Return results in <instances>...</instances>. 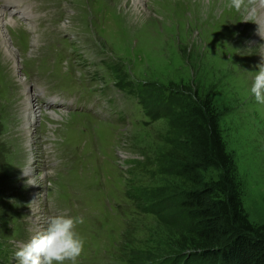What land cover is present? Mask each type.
Returning a JSON list of instances; mask_svg holds the SVG:
<instances>
[{
	"label": "rangeland",
	"instance_id": "1",
	"mask_svg": "<svg viewBox=\"0 0 264 264\" xmlns=\"http://www.w3.org/2000/svg\"><path fill=\"white\" fill-rule=\"evenodd\" d=\"M0 8L27 14L10 16L13 53L0 35V264H18L16 251L57 215L84 220L75 264H219L217 254L175 253L167 238L183 186L164 114L180 92L212 99L243 208L264 225V104L250 92L264 65L263 0L240 9L232 0H0ZM26 88L40 114L31 131Z\"/></svg>",
	"mask_w": 264,
	"mask_h": 264
},
{
	"label": "trees",
	"instance_id": "2",
	"mask_svg": "<svg viewBox=\"0 0 264 264\" xmlns=\"http://www.w3.org/2000/svg\"><path fill=\"white\" fill-rule=\"evenodd\" d=\"M185 96L178 93L170 102L174 109L164 114L176 131L167 151L183 186L168 212L173 233L167 238L176 247L171 250L217 254L219 264H264V225L252 222L243 208L241 182L212 99ZM208 169L218 170V177L206 178Z\"/></svg>",
	"mask_w": 264,
	"mask_h": 264
},
{
	"label": "clouds",
	"instance_id": "3",
	"mask_svg": "<svg viewBox=\"0 0 264 264\" xmlns=\"http://www.w3.org/2000/svg\"><path fill=\"white\" fill-rule=\"evenodd\" d=\"M244 0H232V5L240 9ZM254 76L250 89L255 101L264 104V65ZM84 222L82 217L66 215L53 216L46 230L37 232L15 253L18 264H75L84 247L83 237L75 230Z\"/></svg>",
	"mask_w": 264,
	"mask_h": 264
},
{
	"label": "bare ground",
	"instance_id": "4",
	"mask_svg": "<svg viewBox=\"0 0 264 264\" xmlns=\"http://www.w3.org/2000/svg\"><path fill=\"white\" fill-rule=\"evenodd\" d=\"M125 1H132V0H125ZM135 2H137V1H140V2H143V0H134ZM256 1V0H255ZM263 2H264V0H263ZM7 3L8 2H4V5L7 7V8H11V7H13V6H8L7 5ZM261 3V2H260ZM16 7H18V6H16ZM20 7H22V6H20ZM260 7H261V5H260ZM13 8H15V7H13ZM264 10V9H263ZM9 13V15H5V14H8ZM13 14H15L16 16H18V17H21V18H23V17H25L27 14L26 13H24L21 9H18V10H10L9 12H7V13H5L1 8H0V35H2V38H3V40H4V42L6 43V48H7V50L10 52V53H13L12 52V50L9 48V43L7 42V33H8V25L10 24H12V23H14V20H11V15H13ZM262 18H263V30H264V15L262 16ZM17 22V21H16ZM9 41V40H8ZM21 79H23V78H21ZM21 81H23V80H21ZM24 82L25 81H23L22 83L24 84ZM28 82V81H27ZM27 89V92L25 93V98H26V103L28 104V105H30L31 107L29 108V109H27L26 108V110L25 111H27V113H26V115H25V117H26V121H27V125L29 126V130L31 131V126L34 124V122L37 120V116L38 115H40V114H38L37 116H36V111H37V106H35V103H33V100H34V94L33 93H31L30 92V90H29V88H26ZM37 94H40L39 93V91H37V93H36V96H37ZM30 104H29V103ZM42 106V105H41ZM47 108H49V107H47ZM47 111H49V110H47ZM53 111H55L54 109H50V111H49V113H50V116L51 115H55V112H53ZM38 211V210H37ZM37 219H39V218H37Z\"/></svg>",
	"mask_w": 264,
	"mask_h": 264
}]
</instances>
